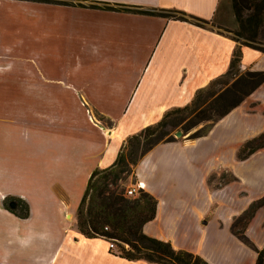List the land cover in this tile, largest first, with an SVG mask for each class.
<instances>
[{
	"label": "crops",
	"instance_id": "1",
	"mask_svg": "<svg viewBox=\"0 0 264 264\" xmlns=\"http://www.w3.org/2000/svg\"><path fill=\"white\" fill-rule=\"evenodd\" d=\"M86 1L125 4V0ZM18 4L23 9L28 4H35L39 9L42 6L46 9L53 6L27 1H20ZM219 5L220 0H176L162 10L185 12L189 21L173 19L166 14L149 17L154 24L153 28L148 32L143 31L145 35L141 33L139 37L130 39L126 44L125 55L119 58L120 77L109 79V83H94L96 86L108 87L91 89V83H87L88 88L79 91L78 96H68L63 103L56 99L54 104L55 95L76 93L61 78L40 82L38 74L34 75L33 70L28 71L32 67L25 68V79L14 78L17 81L13 80L14 85L24 83L21 93L44 94L47 100L52 101V115L49 117L51 121L64 124L71 116L75 117L81 112L75 122L79 120L82 125L78 128V136L82 141L80 150H62L65 156L55 163L58 171L25 176L22 179L23 188L19 191L11 190V182L16 180L15 170L0 176L6 187L5 190H0V264H147L115 255L104 238L90 239L83 236L77 225V211L91 174L98 168L110 167L129 137L157 123L169 109L187 105L196 91L205 88L212 79L227 72L236 42L216 31L199 26L197 21L188 17L192 15L213 21L218 14ZM53 7H58L66 16L88 22L98 12L108 16L126 13ZM152 10L160 11L156 7ZM79 29L84 30L85 24H80ZM250 50L253 49L243 48L242 66L244 69L257 70L245 59ZM5 51L11 52L12 49L7 46L3 52ZM14 67L17 72L22 70ZM11 74L9 79H13L14 74ZM32 74L33 77H28ZM263 86L264 84L242 105L247 101L251 104L252 97H256V109L263 112ZM261 92L263 95L258 98ZM93 108L113 119L115 125L111 128L95 119L91 111ZM36 115L41 119L48 118L40 112ZM168 146L174 145L156 146L136 168L139 185L158 199L156 218L144 226V231L150 237L171 242L177 249L187 250L183 243L168 234V228L177 219L185 225L188 212L185 203L178 199V194L168 191L167 181L173 175L170 174L172 172L186 174L187 161L175 165L174 160L166 155L165 148ZM259 153L264 154V149L254 153L250 159L253 161L257 157L262 158L257 156ZM159 158L165 164L172 162L174 170L170 173L160 172L162 165L157 162ZM145 169L152 170V175L146 177ZM7 196L26 200L30 205V217L20 219L6 211L3 200ZM231 226L232 223L225 235L213 238L211 248L191 252L202 256L210 264H256L257 252L244 245L232 233ZM245 234L258 249L264 247V206L247 225Z\"/></svg>",
	"mask_w": 264,
	"mask_h": 264
},
{
	"label": "rangeland",
	"instance_id": "2",
	"mask_svg": "<svg viewBox=\"0 0 264 264\" xmlns=\"http://www.w3.org/2000/svg\"><path fill=\"white\" fill-rule=\"evenodd\" d=\"M20 1L125 12V9L141 7L162 10L176 0H125V4L114 5L86 0H0V176L15 170L16 180L11 182V190L16 191L23 188L22 179L27 175L58 171L55 163L65 156L63 149L80 150L82 139L78 136V128L82 125L79 120L75 122L81 112L64 124L51 121L52 101L44 94L21 93L24 83L14 85V78L25 79L26 67H32L28 71L38 74L40 82L61 78L76 93H59L54 96V104L56 99L63 103L68 96H78L79 91L86 90L90 83L91 89L108 87L94 83H109V79L119 78V58L125 55L128 41L145 35L154 26L149 20L152 15L126 12L108 16L98 12L88 22L66 16L58 7L46 9L42 6L39 9L35 4H28L23 9L19 7ZM217 13L208 28L237 39L234 32L239 27L232 0H220ZM80 24H85L84 30L79 29ZM7 46L11 52H3ZM250 51L245 58L247 62L257 70H264V53ZM14 66L22 70L17 72ZM11 72H16L13 79H9ZM261 95L263 92L258 98ZM255 98L252 97L251 104L245 102L237 111L216 123L206 137L191 140L189 135L177 138L174 133L177 142L162 143L174 145L165 150L175 165L187 161V173L179 174L172 172V162L165 164L161 158L157 160L162 165L160 172L173 174L167 180L168 191L176 192L181 203L186 205L188 220L185 225L177 219L168 228V234L183 243L187 250L211 248L213 238L225 235L229 224L246 212L251 202L264 195V154L257 155L262 157L261 160L258 157L253 161L236 158L245 141L264 132V111H257ZM91 111L93 117L105 126L111 124L110 120L114 121L102 119L105 115L95 108ZM37 112L48 118L41 119ZM144 172L146 177L153 173L146 169ZM124 184L131 187L132 179ZM5 189L0 178V190Z\"/></svg>",
	"mask_w": 264,
	"mask_h": 264
},
{
	"label": "trees",
	"instance_id": "3",
	"mask_svg": "<svg viewBox=\"0 0 264 264\" xmlns=\"http://www.w3.org/2000/svg\"><path fill=\"white\" fill-rule=\"evenodd\" d=\"M232 8L239 29L234 32L237 39L227 36L236 42L227 72L196 91L187 105L169 109L157 123L129 137L115 162L108 168L96 169L90 176L76 215L78 229L86 238L113 241L117 250L112 253L123 259L147 264H210L196 253L177 249L171 242L145 233L144 226L156 218L158 199L139 185L136 168L155 146L177 142L174 133L178 131L189 135L191 140L208 136L216 123L264 84V70L244 69L242 66L244 47L264 53V0H232ZM124 11L148 15H161L167 11L170 18L189 21L185 12L177 10L141 8ZM188 17L205 28L211 22L192 15ZM101 118L110 120L106 116ZM110 121L108 127L112 128L115 124ZM261 149H264V132L245 141L236 158L247 160ZM129 178L132 179L131 187L124 184ZM130 189L135 190L134 195L128 194ZM3 206L20 219L30 217V205L23 198L7 196ZM263 206L264 196L252 202L231 226L232 233L257 252L256 264H264V247L258 249L246 236L245 229Z\"/></svg>",
	"mask_w": 264,
	"mask_h": 264
},
{
	"label": "built area",
	"instance_id": "4",
	"mask_svg": "<svg viewBox=\"0 0 264 264\" xmlns=\"http://www.w3.org/2000/svg\"><path fill=\"white\" fill-rule=\"evenodd\" d=\"M134 192H135V190L130 189V190L128 191V194H129V195H134ZM108 243H109V249H110V250H112V251L116 250V245H115V243H114L113 241H108Z\"/></svg>",
	"mask_w": 264,
	"mask_h": 264
},
{
	"label": "water",
	"instance_id": "5",
	"mask_svg": "<svg viewBox=\"0 0 264 264\" xmlns=\"http://www.w3.org/2000/svg\"><path fill=\"white\" fill-rule=\"evenodd\" d=\"M176 137H177V138H182V137H183V132H182V131H178V132L176 133Z\"/></svg>",
	"mask_w": 264,
	"mask_h": 264
}]
</instances>
